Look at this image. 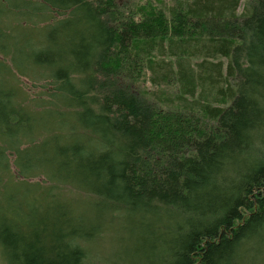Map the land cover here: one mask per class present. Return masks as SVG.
<instances>
[{
  "label": "trees",
  "instance_id": "1",
  "mask_svg": "<svg viewBox=\"0 0 264 264\" xmlns=\"http://www.w3.org/2000/svg\"><path fill=\"white\" fill-rule=\"evenodd\" d=\"M134 2L0 0L4 257L264 264V0Z\"/></svg>",
  "mask_w": 264,
  "mask_h": 264
},
{
  "label": "rangeland",
  "instance_id": "2",
  "mask_svg": "<svg viewBox=\"0 0 264 264\" xmlns=\"http://www.w3.org/2000/svg\"><path fill=\"white\" fill-rule=\"evenodd\" d=\"M132 2L135 1L137 3H141V4H145L147 2H153L156 0H131ZM247 0H241V6L240 8V12L242 11V7L244 6V4L246 3ZM134 2V3H135ZM1 10H0V16H1ZM3 17H1L2 19ZM36 28L37 27H32ZM31 33V32H29ZM217 60H224L225 59H218ZM22 85L20 84V88L26 89L25 90V94L24 96H29V93L34 94L35 92L39 91L41 88L39 87V83L34 82L33 80L27 78V77H22L21 78V82ZM37 85V86H35ZM144 86L151 90H157L160 91L161 88H155V86H153L152 83H150L149 81H147L146 83H144ZM163 92H168V90H165ZM23 96V97H24ZM43 178L42 177H36L34 179H29V182H43ZM48 183H46L47 185ZM78 203V202H77ZM83 203L80 202L78 209L75 210H81V208H83ZM124 223H115L114 225H104L103 230L101 231V233L99 235H97L93 240L89 241L86 243V247H87V251H88V261L87 264H115V263H119L120 260V256H118L117 254L119 253V250L126 245H129V238L126 234L123 228ZM128 239V241H127ZM128 257V256H127ZM0 264H10L9 261L4 257L2 248L0 246ZM125 264H131L128 263V261Z\"/></svg>",
  "mask_w": 264,
  "mask_h": 264
}]
</instances>
